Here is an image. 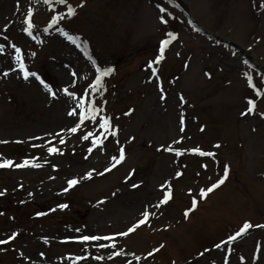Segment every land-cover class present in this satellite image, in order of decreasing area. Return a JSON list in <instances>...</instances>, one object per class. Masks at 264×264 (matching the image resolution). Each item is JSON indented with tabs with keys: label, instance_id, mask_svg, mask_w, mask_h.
Returning <instances> with one entry per match:
<instances>
[{
	"label": "rangeland",
	"instance_id": "374dc122",
	"mask_svg": "<svg viewBox=\"0 0 264 264\" xmlns=\"http://www.w3.org/2000/svg\"><path fill=\"white\" fill-rule=\"evenodd\" d=\"M180 1L230 44L201 35L173 0H0V162H13L0 168V264H264V228L254 227L264 225V0ZM54 15L65 19L45 32ZM167 33L175 39L157 64ZM14 46L54 97L18 72ZM97 67L113 71L93 91ZM81 101L100 111L73 133L79 117L68 112ZM25 160L36 166H14ZM225 166L223 185L201 197ZM144 211L145 223L121 235Z\"/></svg>",
	"mask_w": 264,
	"mask_h": 264
},
{
	"label": "snow or ice",
	"instance_id": "6c2138e0",
	"mask_svg": "<svg viewBox=\"0 0 264 264\" xmlns=\"http://www.w3.org/2000/svg\"><path fill=\"white\" fill-rule=\"evenodd\" d=\"M44 4H49L50 3V0H43ZM56 3H59V4H64L66 5L67 4V0H55ZM161 11H163V9H161ZM75 15V10L73 7H71L70 5L67 6V13H66V16L67 18H71L72 16ZM33 16V12H32V9H29L27 11V18L24 19L23 23L24 25H26L27 27H25L23 30L28 34V35H32V29H33V23L31 22V17ZM65 19V16L63 15H60V16H52L51 18V22L48 24V27L44 29L45 32L48 31L49 28H52L54 25L57 24L58 21H61V20H64ZM166 21L165 20H161V23H165ZM61 32V34L63 36H65L71 43L73 44H77V41L79 40V37H74V36H71L69 35L67 32H65L63 29H60L59 30ZM167 37L168 39H164L161 41V44H160V55L157 56L156 60L154 61L155 63H160V61L163 59L164 57V52H165V48L166 46L171 43V41L173 39H175V37L173 36L172 33H167ZM79 46V45H77ZM15 47V46H14ZM3 49L0 48V52H2ZM33 55H35L33 53ZM15 62L18 66V72L21 73L23 75V78L25 80H28L30 76L32 77H35L36 80H38L44 87V89L49 92L50 94L53 95V97L55 96V94L52 92V89L49 88V86L44 83V81L40 80L39 76L36 75L35 72H30L29 70H27L26 66H25V63L23 62V59L21 57V49L19 47H15ZM95 63V62H93ZM151 66V65H150ZM14 70H17V69H14ZM113 71L112 68L110 67H105L103 69L97 67L96 68V74H95V79H94V82H91L89 84V87L93 90V91H96L98 89H101L103 87V78L108 76L109 74H111ZM5 76L8 75L7 72L4 73ZM73 75H75V73H73ZM153 75H155V72H153ZM249 86L251 87L252 86V81L249 79ZM64 93L65 95H69V96H73L74 98V95L73 93H70L68 89H64ZM259 95V93L257 94ZM163 98V97H162ZM248 112L251 113L253 111V108H254V105H253V101L252 100H249L248 101ZM76 107L79 109V112L77 113L76 111H69L68 112V115L69 116H77L79 117V122L78 124H76L75 127H72L71 128V131L73 133H75L77 131V128L80 126V124H83L86 120L87 121H90V120H96L97 116V111H100L99 109H97L94 105H92L91 103L85 105L84 101H81L80 103H78L76 105ZM181 124H183V121H181ZM99 125H100V128L104 129L105 132L108 131V129L111 127L110 126V123H109V120L103 116H100L99 118ZM115 131L112 132V135H115ZM94 135L93 133H88L87 135H85L83 137V139L87 140L89 138V136H92ZM61 143H63V140L61 139L60 141ZM97 143L96 140H93V144L95 145ZM216 147H219V145H216ZM167 150V149H166ZM57 150L55 148H51L49 147L48 148V152L49 154H52L54 152H56ZM88 151L91 153L92 149L89 148ZM195 151L199 152L200 155L202 156H205V155H208V156H211V155H214L213 153H205V152H202L200 151L199 149H196ZM176 155H180L179 152L176 153ZM125 158V154H124V150L121 149L120 150V155L119 157H113V164H112V167H115L117 164L121 163ZM10 166H13V162L11 160H4L3 162H0V168H7V167H10ZM15 167L17 168H21V167H28V166H36V165H29V162L27 160L23 161V163H17L14 165ZM110 169H105V171H109ZM225 176L222 177L221 179H219L215 184H212L210 187H208L206 190H201L200 192V196L201 197H204L205 195H207V193H210L213 191V189L219 187V185L223 184L224 183V179L226 178L227 176V172H228V168L227 166H225ZM180 173H177V176H179ZM88 177L91 176V173H88L87 174ZM78 183V181L76 179H69L67 181V185H68V188H72L74 185H76ZM134 187H136V185H133ZM68 189H65V191H67ZM4 195L3 192H0V196ZM170 196H171V193L170 192H166L163 196V199L160 201V203H166L169 199H170ZM196 204V201L193 200V206H195ZM157 207H159V204L156 205ZM61 209L67 207V205H60L59 206ZM188 213L185 212V216H187ZM143 218L140 219L136 224H134L133 226L129 227L127 229L126 232H123L121 233V235L123 236H127L129 233L133 232L136 228H138L140 225L144 224L145 221L148 219L149 217V212L148 211H144L143 214H142ZM252 226L248 223H245L240 229L239 231H237V233L235 234V236H230L229 237V241L231 240H234L236 239L237 237H239L241 234H243L246 230L250 229ZM258 227H261V228H264V225H258ZM102 237L100 236H83L82 237V241H89V240H93V241H98V240H101ZM103 239H110V237H103ZM6 241H0V243H4ZM225 244H227V242H224ZM217 248L220 247V245H216ZM149 256L152 255V253H149L148 254ZM226 264H227V261H226Z\"/></svg>",
	"mask_w": 264,
	"mask_h": 264
}]
</instances>
